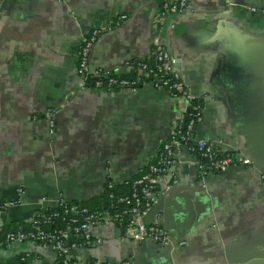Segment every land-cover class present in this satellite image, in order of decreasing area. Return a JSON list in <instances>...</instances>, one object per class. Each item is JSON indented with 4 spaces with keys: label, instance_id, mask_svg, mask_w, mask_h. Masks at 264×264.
Here are the masks:
<instances>
[{
    "label": "crops",
    "instance_id": "obj_1",
    "mask_svg": "<svg viewBox=\"0 0 264 264\" xmlns=\"http://www.w3.org/2000/svg\"><path fill=\"white\" fill-rule=\"evenodd\" d=\"M187 1L161 16L160 0H0V226L103 197L108 181L138 176L169 139L184 108L169 90L149 82L104 90L76 73L81 35L110 24L91 48L89 72L165 46L203 100L194 136L251 162L201 175L197 153L175 146L166 178L185 198L169 204L170 217L192 206L180 220L187 225L170 229L180 243L127 238L105 220L69 254L110 264H264V0ZM158 203L148 222L163 219ZM0 264L60 262L51 244L22 241L0 247Z\"/></svg>",
    "mask_w": 264,
    "mask_h": 264
},
{
    "label": "built area",
    "instance_id": "obj_2",
    "mask_svg": "<svg viewBox=\"0 0 264 264\" xmlns=\"http://www.w3.org/2000/svg\"><path fill=\"white\" fill-rule=\"evenodd\" d=\"M187 2V0H160L159 13L161 16H165L169 13L179 12L186 7ZM126 16V14H121L115 22H120V19ZM109 26L110 24L108 26L99 25L81 35L75 63L76 73L92 79L93 86L96 88L112 91L115 90V87L136 89L149 82L156 88L169 90L181 100L184 106L183 112L174 118L170 126L169 139L162 144L156 158L149 162L146 170L133 180L130 193L120 195L115 200L124 203L125 207L117 211L106 208L96 214H86L80 223L68 224L64 229L47 231L36 226L35 231L21 229L8 231L3 238H0V247H8L14 242L22 241L40 245L51 244L56 250L60 264H110L108 260L103 259L80 261L79 258L72 257L69 253L80 243L78 235L82 239H89L91 228L105 220L114 222L120 227L123 226L121 228L127 238L139 241L149 240L158 245L169 242L168 230L158 222H148L146 214L151 206L173 186V180L168 181L166 172L172 170L171 168L178 163L173 154L175 146L185 143L188 144L190 150L197 153L199 159L196 162V167L201 175L209 171L221 172L238 163L251 162V158L245 152L221 150L211 141L194 136L195 125L202 115L203 100L191 92L175 65L174 56L165 46L155 43L148 55L133 57L137 58L134 60L135 64L130 62L131 58L122 64L102 67L92 73L89 72L88 59L91 48L101 31ZM150 57L152 62L148 60ZM131 68H135L137 72L134 77H117L118 73L127 72ZM50 124L53 126L52 120H50ZM111 185L112 182L108 184V186ZM108 197L112 201L113 193L109 192ZM65 211L78 213L80 210L76 205H70ZM76 220V217H71L70 221ZM70 234L73 235L72 240L67 242L66 238ZM129 263L128 259L119 262V264Z\"/></svg>",
    "mask_w": 264,
    "mask_h": 264
},
{
    "label": "trees",
    "instance_id": "obj_3",
    "mask_svg": "<svg viewBox=\"0 0 264 264\" xmlns=\"http://www.w3.org/2000/svg\"><path fill=\"white\" fill-rule=\"evenodd\" d=\"M78 57V56H77ZM137 58H132L130 62H133L135 64V61ZM149 62H152V58L148 59ZM135 68H131V70L127 72L118 73L117 77H126V78H132L136 75ZM104 80V78H103ZM115 90H118V87L114 88ZM156 158V156H155ZM204 159V158H203ZM152 159L151 161H153ZM150 161V162H151ZM146 170V169H145ZM143 170V171H145ZM142 171V172H143ZM141 172V173H142ZM137 177V176H136ZM135 177V178H136ZM127 180L122 184H112L111 186H108L110 181L107 182L105 186V191L103 194V197H93L88 200H70V201H62L58 203L56 206L52 208H48L47 210L43 212H38L33 217V220H31L29 223L21 221L18 223H8V224H2L0 226V238H3L5 236V233L8 231H13L17 229H21L24 231L31 230L35 231L36 226L47 230V231H53V230H59L64 229L68 224L75 225L77 223H80L82 221V217L89 213H98L100 211L105 210L106 208H110L113 211L114 210H120L123 207H125V204L119 201H115L118 196L129 194L132 189V182L135 179ZM109 192L113 193V200L111 201L108 197ZM70 205H76L79 208L78 213H71L69 211H65L67 207ZM71 217H76V221H70ZM46 218V219H44ZM123 228V226H121ZM78 240L81 242L83 239L78 235Z\"/></svg>",
    "mask_w": 264,
    "mask_h": 264
},
{
    "label": "water",
    "instance_id": "obj_4",
    "mask_svg": "<svg viewBox=\"0 0 264 264\" xmlns=\"http://www.w3.org/2000/svg\"><path fill=\"white\" fill-rule=\"evenodd\" d=\"M261 66L262 67H260V68H262V69L260 71L261 74H259V76L261 75L262 82H264V60L262 61V65ZM86 80L89 81L90 78L87 77ZM263 86H264V83H263ZM183 166L186 167L187 164L184 163ZM171 169L172 170H175V166H173ZM183 197L185 198V194L184 193L177 192L175 188H170L167 191V193L158 200V201H160V200L163 199V202L161 204H159L158 201L156 202V203L159 204L158 205V210L159 211H160V209H163L164 210L163 219L161 218V220L159 221V223L162 224L168 230V233H169V242L166 243V244H164L165 246L170 247L171 245H174L175 246V245L179 244V240H177L176 238H174V236H172V234L170 233V229L171 228H174V227H177L180 224L187 225V222H181L180 223V220H183L186 217V215H188V213H191L192 212V210H191V208H192L191 204H189L188 202H186V209L184 211H182L181 213H179V216L176 219L170 217V214L172 216V212H174V211H171V209L169 208V204L173 200L179 199V198H183ZM156 203H154V204H156ZM184 213H186V214L184 215ZM145 241L152 242V241H149V240H145ZM152 243H154V242H152ZM154 244H156V243H154Z\"/></svg>",
    "mask_w": 264,
    "mask_h": 264
}]
</instances>
